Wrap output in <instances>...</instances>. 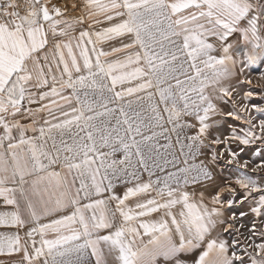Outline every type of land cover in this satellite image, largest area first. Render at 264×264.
I'll use <instances>...</instances> for the list:
<instances>
[{"label": "snow or ice", "instance_id": "6c2138e0", "mask_svg": "<svg viewBox=\"0 0 264 264\" xmlns=\"http://www.w3.org/2000/svg\"><path fill=\"white\" fill-rule=\"evenodd\" d=\"M257 65L264 0H0V264H264Z\"/></svg>", "mask_w": 264, "mask_h": 264}, {"label": "rangeland", "instance_id": "374dc122", "mask_svg": "<svg viewBox=\"0 0 264 264\" xmlns=\"http://www.w3.org/2000/svg\"><path fill=\"white\" fill-rule=\"evenodd\" d=\"M258 71H264V65H257L255 66L252 71H250L248 73V75L250 76V78L252 79L253 83L251 85V88L254 91H264V82H260L258 81ZM242 88L244 90H247L249 88L248 85H243ZM250 103H256V104H264V99H260L259 96H255L253 98L252 101H250ZM258 146V144H257ZM233 147H235V145H233ZM255 147L256 146H252V147H248L245 148L244 153L241 155V162H243V159H249L250 161H252V163H250L248 171L251 173L252 168L255 166L256 163L260 162V158H255L253 159V152L255 151ZM261 174H264V170H262Z\"/></svg>", "mask_w": 264, "mask_h": 264}, {"label": "crops", "instance_id": "0c3cea01", "mask_svg": "<svg viewBox=\"0 0 264 264\" xmlns=\"http://www.w3.org/2000/svg\"><path fill=\"white\" fill-rule=\"evenodd\" d=\"M0 210H3V209H0Z\"/></svg>", "mask_w": 264, "mask_h": 264}]
</instances>
